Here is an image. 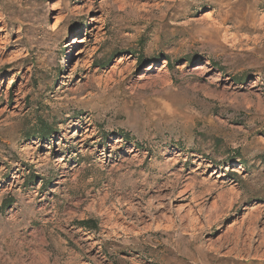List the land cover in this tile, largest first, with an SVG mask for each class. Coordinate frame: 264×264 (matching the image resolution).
Wrapping results in <instances>:
<instances>
[{"label": "rangeland", "instance_id": "1", "mask_svg": "<svg viewBox=\"0 0 264 264\" xmlns=\"http://www.w3.org/2000/svg\"><path fill=\"white\" fill-rule=\"evenodd\" d=\"M0 264H264V0H0Z\"/></svg>", "mask_w": 264, "mask_h": 264}, {"label": "trees", "instance_id": "2", "mask_svg": "<svg viewBox=\"0 0 264 264\" xmlns=\"http://www.w3.org/2000/svg\"><path fill=\"white\" fill-rule=\"evenodd\" d=\"M42 136H44V135H42ZM77 224L80 227L85 228V229H87L89 231L98 230V228H99L97 221L92 220V219L85 220V221H80V222H77Z\"/></svg>", "mask_w": 264, "mask_h": 264}, {"label": "bare ground", "instance_id": "3", "mask_svg": "<svg viewBox=\"0 0 264 264\" xmlns=\"http://www.w3.org/2000/svg\"><path fill=\"white\" fill-rule=\"evenodd\" d=\"M80 43H82V39L81 38H74L73 39V47L78 46ZM69 59H72V51L70 52V57ZM202 68H197V70H201ZM226 256V255H225Z\"/></svg>", "mask_w": 264, "mask_h": 264}]
</instances>
